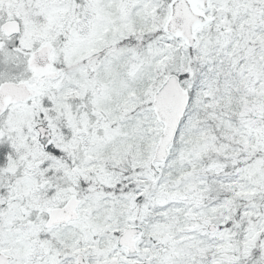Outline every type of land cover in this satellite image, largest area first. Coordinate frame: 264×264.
I'll list each match as a JSON object with an SVG mask.
<instances>
[{
	"label": "snow or ice",
	"instance_id": "obj_1",
	"mask_svg": "<svg viewBox=\"0 0 264 264\" xmlns=\"http://www.w3.org/2000/svg\"><path fill=\"white\" fill-rule=\"evenodd\" d=\"M0 264H264V0H0Z\"/></svg>",
	"mask_w": 264,
	"mask_h": 264
}]
</instances>
